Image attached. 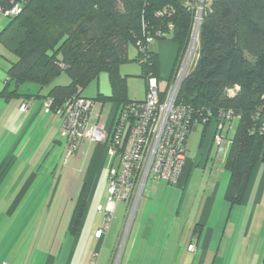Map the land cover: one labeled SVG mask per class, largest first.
I'll list each match as a JSON object with an SVG mask.
<instances>
[{"label": "trees", "instance_id": "16d2710c", "mask_svg": "<svg viewBox=\"0 0 264 264\" xmlns=\"http://www.w3.org/2000/svg\"><path fill=\"white\" fill-rule=\"evenodd\" d=\"M11 1L0 3L7 6ZM208 1L199 57L182 84L178 103L192 112L188 136L196 124H201L204 138L208 126H216L220 120L222 110L240 117L225 163L230 172L226 199L237 203L242 201L256 166L264 164V0H211L207 5ZM194 3L29 0L23 12L0 33V44L15 58H8L11 65L0 97L6 101L50 99L55 111L69 100L83 97V89L102 72H108L111 95L99 93L92 100L123 108L136 101L128 98L127 79L119 71L127 60L129 46L139 49L138 44L143 45L145 52L139 49L140 58L147 59L142 63L143 76L146 81L150 77L159 79L157 56L146 41L150 37L167 40L158 33H168L173 27L170 40L178 46L177 57L181 55L190 38ZM62 72L71 77L69 85L54 86L44 96L40 92L35 96L20 92L24 84L36 85L42 91ZM230 91L236 92L229 95ZM33 174L38 176L36 170ZM31 188L24 191L28 193ZM91 196V190L83 186L69 220L73 236L81 231Z\"/></svg>", "mask_w": 264, "mask_h": 264}, {"label": "rangeland", "instance_id": "374dc122", "mask_svg": "<svg viewBox=\"0 0 264 264\" xmlns=\"http://www.w3.org/2000/svg\"><path fill=\"white\" fill-rule=\"evenodd\" d=\"M210 3L211 0L207 5ZM9 22L10 19L0 17V33ZM163 41L154 40L149 45V50H159L162 47L161 44L166 42ZM5 58H11L12 61L15 59L0 44L1 91L7 79L8 68L4 66H7L8 62ZM141 61L139 49L131 44L128 48L127 60L119 66L121 75L127 79V95L131 100L146 98L147 81L143 76L145 67ZM159 80L162 81L160 86L163 89L166 83L163 79ZM70 83L71 77L62 72L50 87L44 88L41 92L47 94L48 90L54 86H65ZM39 90L36 85L24 84L20 92L34 94ZM111 91L109 74L102 72L97 79L83 89L82 93L83 96L94 99L99 93L109 95ZM235 92L230 91L229 95ZM44 101L43 99V112L46 115L56 116L60 120L59 136L56 139L58 143L49 149L43 164L34 169L38 174V179L31 180H27L31 169L23 170L18 164L13 163L15 158L26 157L23 150L27 148L26 144L30 141L39 123L32 118L26 124V120L18 122L17 118L26 117L20 114V112L23 113L20 108V112L18 108L15 112L16 102H13L10 107L13 111L11 118L7 116L8 113L5 115L6 109L4 110L3 106L0 107V264H64L67 261L66 252L74 242V239L70 237L72 235L68 234V226L80 195V193L76 195L77 190H75L80 177L71 172L73 165L79 163L77 159L85 151L86 143L83 144L76 157L67 158L68 138L62 134L65 118L54 114V111L47 113ZM236 127L237 121L233 122L232 129L226 128L224 134L232 138ZM54 136L57 134L54 133ZM211 137L208 132L203 138L201 124H196L188 136L186 150L189 162L184 166L180 183L175 185L180 195L176 210L179 214L180 211L182 212L179 224H183L177 226L176 229L180 228L183 233L187 234L190 228H195L196 224H199L196 217L206 215L210 222L206 228L199 256V258H204L205 264H264L263 188L260 201L254 200L259 181L258 177L256 182V174L261 164L256 166L242 201L231 203L226 199L230 180V172L225 167L228 141L224 140L218 146L213 138L211 145ZM44 142L48 145L49 138L46 137L42 143ZM260 173L262 174L261 171ZM62 175H64L63 181H61ZM22 186L23 189L29 186L32 188L28 193L22 189L18 195ZM96 190L97 195L90 199L88 206V208L93 206L94 213H98L96 210L98 204L106 203L103 199L104 184L99 188L96 186ZM118 215L119 211L116 213V216ZM184 248V245H180L179 254L185 252ZM174 250V247L169 250L165 247L167 263L173 257ZM195 256L191 253L186 257ZM209 259L210 262H208ZM125 260L124 257L122 264H126ZM93 264H95L94 261Z\"/></svg>", "mask_w": 264, "mask_h": 264}, {"label": "built area", "instance_id": "2783aa9c", "mask_svg": "<svg viewBox=\"0 0 264 264\" xmlns=\"http://www.w3.org/2000/svg\"><path fill=\"white\" fill-rule=\"evenodd\" d=\"M1 1V0H0ZM29 0H12L5 6L0 3V17L10 20L19 16ZM193 20L190 38L186 49L177 57L172 74L161 80L150 77L147 81L146 98L124 106L109 134L103 125L92 122L91 112L95 102L78 97L69 100L54 114L65 118L62 134L68 138L67 158L76 157L83 144L94 142L105 146L108 153V195L104 205L97 206L101 219L95 232V239L103 242L115 220L118 206L125 204V210L118 237L109 264H122L135 226L138 211L147 193L148 183L178 185L187 161V136L192 121V112L178 103L182 84L195 67L200 49V31L207 0H194ZM173 27L168 33H158V37L170 40ZM154 39L148 38L147 43ZM140 51L145 52L141 43ZM143 58L141 63L146 62ZM31 101L21 105L23 113H28ZM47 113H53L52 100L44 101ZM216 123L214 142L220 146L228 141L226 157L231 138L224 134L226 128L239 120L233 111H221ZM195 251L194 246L189 247ZM101 249L95 251L92 260L97 264Z\"/></svg>", "mask_w": 264, "mask_h": 264}, {"label": "crops", "instance_id": "0c3cea01", "mask_svg": "<svg viewBox=\"0 0 264 264\" xmlns=\"http://www.w3.org/2000/svg\"><path fill=\"white\" fill-rule=\"evenodd\" d=\"M164 41L166 42L161 44L162 47H160L159 50H150L157 56V73L159 79L163 80L171 76L178 55L177 44L171 40ZM5 59L8 64L4 67L9 68L11 65L10 60L7 58ZM3 85L5 86V84ZM39 92L41 96L46 95L40 90L38 93ZM111 93L109 95H111ZM32 95H37V92ZM103 95L109 96L107 94ZM134 100L143 101L144 99ZM29 101L32 103L29 112L27 114L21 113L19 108L22 104ZM42 101L43 98L39 97L28 101H26L24 98L6 101V99L0 97V107L3 106V109H6L5 115L8 113L7 116L9 118H11L13 112L10 107L13 102H16L14 104L15 112L18 108L20 114L26 117L24 119L23 117H21V119L17 118V120H19L18 122L26 120V124L27 122H30L32 118V120H34L36 123H39L35 132L31 136L30 141L26 144L27 148L23 150V154H26V157L15 158L16 160L13 163L15 165L18 164V166L23 168V170L31 169L28 176L32 175V171L35 168H38L41 164H43L49 149L51 147H55V145L58 143L56 139L59 136L58 133L60 120L56 116L46 115L43 112ZM121 109L122 108L116 103L96 101L91 112V120L92 122L97 121L103 125L107 132L111 134ZM9 118L6 119L8 120ZM6 119L4 121H6ZM22 127H24V125H22ZM215 130V124L211 123L205 132V136L208 132L212 136L210 141L211 145L213 143ZM54 133H56L57 136H54ZM46 137H48L50 140L48 145H45L47 142L42 143ZM84 147L85 151L82 152L79 159H77V162L79 163L73 165L74 167L71 172V174L75 173L80 177V182L77 186L78 189H75L77 190L76 195L81 193L80 187L82 186V190L83 186H85L91 190V198H93V196L95 197L98 192L96 190V186L99 188L104 184L105 192L103 194V199L106 202L108 195L107 167L109 160L107 150L104 146L97 145L94 142H87ZM9 156H11V154H9ZM188 162L189 159L187 158L186 163ZM37 177L36 179H38ZM258 177L259 181L257 182ZM34 178L35 174L31 176V179ZM63 178L64 175H62L61 181H63ZM256 182L257 188L254 200L259 202L260 193L264 190V164L259 166V171L256 174ZM22 189L23 187L21 190ZM178 191L179 190L175 188V185H169L164 182L155 183L150 181L148 183L147 193L141 202L132 232L131 241L126 252V264H205L204 258H199V256L204 241L206 228L210 222V219H208L206 215H200L199 217H196V221L197 223L199 222V224H196L195 228L193 227L194 229L190 228L187 234L185 232L183 233L182 229L180 228L176 229L177 226L183 225L179 224L180 220L182 219V212L180 211L179 214V212L176 210L180 198ZM88 209L85 213L81 226V229L83 230L75 236H70L74 239V242L69 246V249L66 252L67 261L64 262V264H93L92 255L99 249H101V252L97 264H109V258L112 255L122 223L125 204L121 203L118 206L117 211H119V215L115 216L111 230L103 242L98 241L94 236L96 230L98 229L101 216L99 213L93 212L92 205ZM68 234H70L69 226ZM180 245H184V250L186 253L180 252L179 254ZM190 246H194L195 251H190ZM165 247H167L168 250L171 247H174L175 249L173 257L168 260V263L166 262V252L164 251ZM191 253L195 254L196 256L193 258H187V254L189 255ZM178 255H180V257H178ZM100 259H102V262H100ZM208 262H210V259Z\"/></svg>", "mask_w": 264, "mask_h": 264}]
</instances>
